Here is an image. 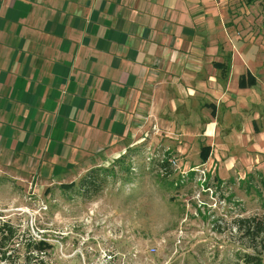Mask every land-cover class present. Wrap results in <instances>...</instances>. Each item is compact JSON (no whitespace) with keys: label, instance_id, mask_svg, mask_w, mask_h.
Listing matches in <instances>:
<instances>
[{"label":"crops","instance_id":"1","mask_svg":"<svg viewBox=\"0 0 264 264\" xmlns=\"http://www.w3.org/2000/svg\"><path fill=\"white\" fill-rule=\"evenodd\" d=\"M232 5L0 0V166L72 183L175 124L213 141L252 94L240 77L259 84Z\"/></svg>","mask_w":264,"mask_h":264},{"label":"rangeland","instance_id":"2","mask_svg":"<svg viewBox=\"0 0 264 264\" xmlns=\"http://www.w3.org/2000/svg\"><path fill=\"white\" fill-rule=\"evenodd\" d=\"M231 2L235 34L229 38L248 39L259 79L251 95L237 91V116L220 122L209 142L198 140L197 131L184 130L183 138L176 124L171 133L160 129L113 162L77 172L72 183L54 176L40 181L0 166V227L16 229L7 247L11 258L1 264H28V252L34 255L31 264H253L249 258L258 255L264 260L260 238L245 223L264 221V0ZM231 48L237 56L242 51ZM95 170L105 178L101 189L79 195L83 179Z\"/></svg>","mask_w":264,"mask_h":264},{"label":"trees","instance_id":"3","mask_svg":"<svg viewBox=\"0 0 264 264\" xmlns=\"http://www.w3.org/2000/svg\"><path fill=\"white\" fill-rule=\"evenodd\" d=\"M256 1H259V0H246L247 4H249V5L255 3ZM256 84H257L256 79L250 73H247L240 78L239 86L241 88H245V87L255 86ZM256 129L259 132L261 131V130H259V126L257 124H256ZM203 151H206V153H203V159L202 160L206 161L208 158V152L210 151V147L205 146L203 148ZM165 164H168V162H165ZM104 171L107 172L108 170L105 169ZM104 182H105V178L100 176V174H97V171L95 170L91 174H89L85 179H83V182H82V184H80L81 185L80 187L84 188V192H81V188H80L79 190H77L78 194L81 196H86L88 193L92 192V190H95V193H96V191H98V189H101L100 188L101 183H104ZM263 184H264V182H263ZM73 187H70V189ZM93 195H95V194H92V196H90V197H93ZM245 223H248V225H249L247 232L248 233L252 232L253 235H256V237L260 238L261 247L263 250V253H261V254H264V221H258L256 223H254L252 220L251 221L247 220V221H245ZM15 237H16V229L13 226H11L9 223H4L0 227V264L8 261L11 258V254L8 255L9 252L7 250V247L12 241L15 240ZM33 244L34 243H32V245ZM41 245L44 246L45 244L43 243ZM29 246H31V245H29ZM32 247H30V249ZM44 247H47V245ZM38 250H39L38 253L43 252L40 249H38ZM27 254H29L26 257L28 264L33 263L32 260L34 258V255L31 252H28ZM255 257L256 258H249V262L252 261L253 264H264V260L261 257H259V255L255 256ZM250 264H251V262H250Z\"/></svg>","mask_w":264,"mask_h":264}]
</instances>
